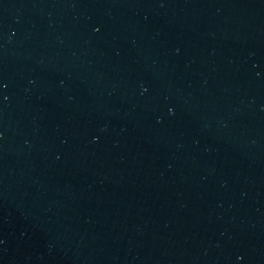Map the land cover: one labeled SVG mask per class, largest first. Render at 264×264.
I'll return each mask as SVG.
<instances>
[{"label":"water","instance_id":"water-1","mask_svg":"<svg viewBox=\"0 0 264 264\" xmlns=\"http://www.w3.org/2000/svg\"><path fill=\"white\" fill-rule=\"evenodd\" d=\"M0 264H264V0H0Z\"/></svg>","mask_w":264,"mask_h":264}]
</instances>
